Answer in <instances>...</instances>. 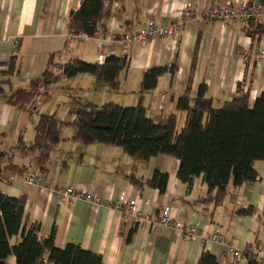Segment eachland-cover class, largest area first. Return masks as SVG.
Wrapping results in <instances>:
<instances>
[{
    "label": "crops",
    "instance_id": "obj_1",
    "mask_svg": "<svg viewBox=\"0 0 264 264\" xmlns=\"http://www.w3.org/2000/svg\"><path fill=\"white\" fill-rule=\"evenodd\" d=\"M245 1L105 0V5L111 3L110 16L103 21L104 40L94 37L69 40L67 19L71 10L79 8L81 0H0V64L14 53L18 57L13 76L0 73L5 94L17 87L27 88L48 67L52 56L58 66L76 58L98 63L100 55L106 58L123 54L117 40L107 39L110 34L137 31L150 22L159 27L180 24L177 33L145 44L131 42L117 92H109L92 75L79 74L62 80L68 89L65 98L68 109L58 103L51 107L48 99L42 101L40 97L35 99L34 112L30 113L0 98V155L5 154L0 168L9 164L8 168L0 169V191L24 197V221L27 225L40 224V238L49 237L54 229L57 248L77 244L100 255L103 264H198L203 252L213 256L217 264H247L245 260L231 258L226 253L227 247H264V161L254 162L258 174L255 181L237 187L229 182L226 195L215 204L213 199L207 200L208 187L201 175L195 176L190 185L177 177L179 161L172 156L159 154L141 161L113 145H83L71 139L75 129L65 125L60 129L64 141L50 152L49 161L40 172L35 153L24 152L18 144L19 138L26 145L33 142L40 113L71 122L77 102L69 98V93L84 87L87 94H81L80 103L101 105L112 101L132 106L141 102L146 114L155 121L175 114L177 129L184 124L185 112L176 109V101L188 87L192 94L200 84H205L206 97L216 107L240 90L247 91L253 101L264 89V61L257 57L258 48L264 46V32L252 39L232 20L210 21L202 16L213 3ZM186 4L195 13L182 17L180 12ZM255 24L264 28V15ZM172 64L176 66L173 74L161 75L154 89L139 93L144 71ZM51 69L58 71L57 67ZM44 105L50 108L44 111ZM66 127L72 131L69 128L67 133ZM60 145L70 149H59ZM155 169L168 174L163 193L147 183ZM33 172L43 176L45 185L24 183ZM67 187L94 195L101 202L63 197L59 191ZM121 192L136 198L137 208L146 220L124 216L114 207ZM214 195L212 192L210 197ZM164 207L185 223L196 224L203 235L224 234L225 241L206 242L199 237L187 240L167 226H152L149 219ZM242 210L250 212L241 213ZM11 241L15 243L17 238ZM7 264H15V257L9 256Z\"/></svg>",
    "mask_w": 264,
    "mask_h": 264
},
{
    "label": "trees",
    "instance_id": "obj_2",
    "mask_svg": "<svg viewBox=\"0 0 264 264\" xmlns=\"http://www.w3.org/2000/svg\"><path fill=\"white\" fill-rule=\"evenodd\" d=\"M109 3L105 5V0H81L79 8L69 13L68 33L93 37L97 29H104L103 21L110 16ZM261 4L264 7V0ZM245 31L256 39L263 34L264 28L255 24L253 29ZM127 61V56L122 54L109 55L100 64L76 58L58 66L52 56L48 67L27 88L17 87L5 94L0 82V98L32 113L37 97L44 101L50 98L52 84L79 74L92 75L97 83L106 85L109 92H117L119 75ZM17 62L18 57L14 53L0 64L5 67L0 68V73L13 76L17 72ZM51 67H57L58 71L53 72ZM175 70L176 66L172 64L144 71L139 93L154 89L161 75L173 74ZM206 91V85L200 84L194 93L191 94L188 87L178 96L176 109L185 112L180 129H177L175 114L155 121L146 114L141 102L132 106L112 101L101 105L78 102L71 122H63L54 114H38L33 142L26 145L19 138L18 144L24 152L35 153L34 159L41 172L49 161L50 152L64 141L61 127L70 125L75 129L71 139L83 145H113L141 161L159 154L178 159L177 177L190 185L195 176L201 175L208 187L207 200L213 199L218 204L226 195L229 182L237 187L258 177L254 162L264 161V89L253 101H250L247 91L240 90L218 107L206 97ZM3 156L5 154L0 155V164ZM8 165L0 169L8 168ZM25 169L27 174L28 168ZM167 178L166 172L155 169L147 183L163 193ZM212 192L215 193L213 198L210 197ZM24 207V197H13L0 191V264H7L11 255L15 257V264H43L44 259L51 264H103L100 255L83 250L77 244L68 243L62 249L57 248L54 229L49 237L40 238V224H26ZM248 212L250 210L241 211ZM14 237L17 241L12 243ZM198 264L217 263L208 252H203ZM247 264L257 263L250 258Z\"/></svg>",
    "mask_w": 264,
    "mask_h": 264
},
{
    "label": "built area",
    "instance_id": "obj_3",
    "mask_svg": "<svg viewBox=\"0 0 264 264\" xmlns=\"http://www.w3.org/2000/svg\"><path fill=\"white\" fill-rule=\"evenodd\" d=\"M193 13L195 12L191 8V5L186 4L182 8L180 16H191ZM263 15L264 7L261 4V0H246L241 4L226 2L225 4L220 5L213 3L202 12L204 19L210 21L232 20L245 30L251 29V27L253 29L255 21ZM179 29V22H174L167 27H159L150 22L146 27H142L137 31H125L118 34H110L107 39L111 41L117 40L122 46L123 55L127 56L129 46L132 41H136L139 44H145V42L148 40L177 33ZM67 37L69 40H72L75 37L85 40L88 36L84 34L68 33ZM93 37L98 40H104L102 29H97L93 34ZM257 57L258 59L264 61V46L258 48ZM97 61L98 63H103L104 56L100 55ZM24 183L40 187L45 185V180L43 179V176L39 174V172H33L24 179ZM59 192L63 197L75 196L90 200L94 203L101 202L100 198L94 195L86 194L82 191H75L71 187L61 189ZM113 205L124 216H133L137 221H144L147 219V217L142 215L138 210L136 198L129 197L124 192L120 193L118 199L115 203H113ZM149 222L154 227L167 226L187 240L199 237L202 241L206 242L212 241L223 243L225 241V235L220 232H215L210 235H203L196 224H187L184 222V220L176 218L172 214L171 210L167 207L162 208L155 217L149 219ZM226 253L234 260H245L248 262L249 259L252 258L257 264H264V247L261 246L252 245L245 249H237L228 246ZM43 264H48L46 259H44Z\"/></svg>",
    "mask_w": 264,
    "mask_h": 264
},
{
    "label": "rangeland",
    "instance_id": "obj_4",
    "mask_svg": "<svg viewBox=\"0 0 264 264\" xmlns=\"http://www.w3.org/2000/svg\"><path fill=\"white\" fill-rule=\"evenodd\" d=\"M53 71V69H50ZM62 88H65L66 89V92L63 93V89ZM40 90L42 91L43 89L40 88ZM49 93H51V99L48 98V100L46 102L49 101V106L51 105H54V104H59L61 108L65 107L66 109H68V106L66 104H69L67 101H65V98L67 97L66 94L68 93V89L66 87V85L63 84V81L62 82H58L56 83L49 91ZM92 93V92H91ZM86 96L87 94V88L84 87L83 89L81 90H76L74 89L73 91H70L69 93V98L70 99H73L74 101H76L77 103L79 102L78 100L80 99V97H82V95ZM40 98V97H37V99ZM69 99V100H70ZM42 101H44V99L42 98ZM48 105H44L42 107V110L46 111L48 110L50 107ZM52 107V106H51ZM70 127H66V130L67 133H70V130L72 131V129ZM59 149H62V150H69L70 148L69 147H64L62 145L59 146ZM72 150H75L72 148ZM79 150V149H78ZM83 150V149H82Z\"/></svg>",
    "mask_w": 264,
    "mask_h": 264
}]
</instances>
